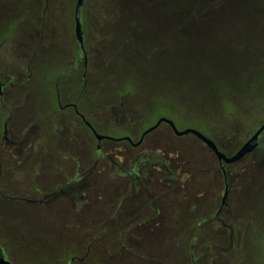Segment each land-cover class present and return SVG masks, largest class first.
Segmentation results:
<instances>
[{
	"label": "rangeland",
	"instance_id": "rangeland-1",
	"mask_svg": "<svg viewBox=\"0 0 264 264\" xmlns=\"http://www.w3.org/2000/svg\"><path fill=\"white\" fill-rule=\"evenodd\" d=\"M48 1L43 19L41 0H0V132L10 113V131L27 115L42 128L48 116L58 124L53 86L65 80L71 65L76 0ZM85 11L89 83L79 109L99 131L138 139L167 118L178 130L195 129L232 155L264 123V0H86ZM31 51L37 52L32 58ZM71 85H60L62 105ZM149 144L155 160L172 172L153 168L142 175L160 181L143 187L154 196L145 203L153 199L162 210V227L130 234L106 227L104 200L97 214L82 217L96 221L95 231L31 230V207L13 200L15 188L30 194L34 172L19 163L29 148L16 155L17 148L2 146L0 244L9 257L16 264H69L72 257L85 260L71 264H124L121 246L129 236V264H264V141L260 156L227 168L232 188L220 214L226 226L214 219L223 193L214 154L194 136L177 137L166 125L148 134L144 145ZM32 149L35 161L45 160L44 151L49 163L69 161L62 148L59 158L57 148ZM98 167L105 179L114 176L109 161ZM169 176L176 179L174 187L165 186Z\"/></svg>",
	"mask_w": 264,
	"mask_h": 264
},
{
	"label": "flooded vegetation",
	"instance_id": "flooded-vegetation-1",
	"mask_svg": "<svg viewBox=\"0 0 264 264\" xmlns=\"http://www.w3.org/2000/svg\"><path fill=\"white\" fill-rule=\"evenodd\" d=\"M41 2L44 5V19L49 1L41 0ZM85 2L86 0H83V6L78 12V17L82 24L83 47L77 42L74 32L75 44L71 52V65L67 68L68 71L65 80H57L53 86L55 92V105L58 111V124L54 125V120L48 116L43 119L42 128L37 119L35 120L33 117L27 115L21 120V124H19L20 121H18L10 131L8 129V124L12 121L11 113L7 114L2 122L0 148L2 146L17 148L18 151L16 155L22 154V148H29L26 151V158L23 162L13 161L19 162L24 169H29L31 171L30 173L33 174L34 172L33 181L30 183L32 185H28V188L30 187V192L28 193L30 194H23L24 192H22V189L15 188L17 191H13V200H16L14 202L16 204H26L31 207L32 210L28 213L31 223L28 226L32 227L31 230L48 227L49 231L59 232L80 230L95 231L97 227L96 221L85 222L82 217L87 219L93 216V213L97 214V203L99 200H104L109 204L108 214L105 217L107 218L105 225L107 228H111L110 232L130 234L148 229L156 232L162 227L160 223V219L163 216L162 210L160 206H156L153 199L145 203V201L154 196L148 192V188L143 186L159 185L160 181H158L157 178H146L142 175L144 174V170L152 171L153 168H157L159 172H168V175H172V172H169L171 167L163 165L162 161L155 160L153 152H151L152 148H155L153 144L144 145L145 138L148 135L145 136L141 144L134 145L141 139L143 133L140 134L138 139H135L130 133L128 137H113L112 134L99 131L98 125L96 121L92 119L91 115L89 116L79 109V99L82 95V91L86 90L89 83L87 76L89 57L86 40L87 21ZM137 6V18L141 20V9L143 7L140 3H138ZM73 21L75 28V6ZM43 33L44 27H42V31H40V34ZM133 36L134 33H132V37ZM43 38L44 37L41 38V45L43 44ZM28 39H33L31 34L28 36ZM42 46L41 53L43 54L45 46ZM36 53L35 51H31L30 57H34ZM85 62H87L86 66ZM28 71L31 72L30 65H28ZM29 79L30 74L27 78H24V82H28ZM64 82L71 83L72 85L70 86L71 90L66 99V103L62 105L60 85ZM90 83L93 84L92 79ZM9 84L10 86L13 85L11 81ZM3 85L4 84L0 81V101L3 100L1 97ZM77 95L80 96L77 98ZM68 108L72 109L73 112L62 113L64 109ZM104 122L105 120L103 119L100 125H104ZM168 128L170 129L169 126ZM95 133L103 136V138L98 140ZM253 134L237 147L238 150ZM124 138H130L133 144ZM263 141L264 131H262L257 140L253 142L252 145L254 149L237 163L225 164L217 160L219 171L223 178V193L219 208L214 214L215 220L221 221L220 214L224 210H227L228 207L227 200H225L224 204L222 202L224 193L227 191L228 199L232 188L227 168L242 163L249 156H260V154H262L260 148L263 147ZM217 147L227 157L233 156L238 151L237 150L232 155H227L218 145ZM32 148H57L54 150V155H57L59 158L63 151L62 153H67L69 161L61 163V161L58 160L49 163L46 160V158H48L47 155H49L48 151L43 152L46 157L45 160L35 161V150ZM59 148H62V151ZM87 148H94V154L91 155ZM140 148H150L151 150L146 154V152L140 150ZM103 161H109L111 170H114V176L111 179H105L104 176L106 172L103 173L99 170L98 165H102ZM61 164L64 166L62 167ZM1 170L2 165L0 162V178ZM65 174L68 175L65 177ZM171 177L172 176H169V178H167L168 182L165 184L166 187L170 188L176 185V179L172 180ZM154 179L157 180L159 184L153 183L152 180ZM139 205L142 206L143 209L138 212ZM148 211L152 212L148 214L149 217L146 219L147 221H144V223H137V219ZM152 214L154 216H152ZM69 218H74V221H69ZM212 219L213 217L210 216L208 222ZM68 222L72 223L69 224ZM222 224L226 226L224 222H222ZM229 228L231 234H233V227L230 226ZM124 241L125 244L121 246V256L122 260L125 262L122 261V263L129 264L130 255H133V251L126 244L129 243V236H126V240ZM9 254L11 253L8 247L0 244V258H3L11 264H16L13 261V257H9ZM75 260L82 262L85 258L72 257L69 264L73 263ZM126 260L128 261L126 262Z\"/></svg>",
	"mask_w": 264,
	"mask_h": 264
},
{
	"label": "water",
	"instance_id": "water-1",
	"mask_svg": "<svg viewBox=\"0 0 264 264\" xmlns=\"http://www.w3.org/2000/svg\"><path fill=\"white\" fill-rule=\"evenodd\" d=\"M83 6V0H76V5H75V36L77 42L83 47V31H82V24L80 22V19L78 17V12ZM87 59V57L85 56ZM87 62H85L86 66ZM161 124H166L170 127L171 131L173 134L177 137H184V136H189L192 135L196 139H198L201 143H203L217 158V160L221 163L224 162L225 164H233L241 161L246 155H248L254 148L252 145L255 140H257L258 136L261 134L262 131H264V124L261 125L255 133L251 136V138L231 157H227L224 153H222L215 142L199 131L195 129H184V130H178L176 125L174 124L173 121L167 119V118H160L152 127L147 129L146 131L143 132L141 139L135 143L134 145H139L142 143L143 139L145 138L146 135L149 133L155 131ZM6 132V130H5ZM96 137L98 140L102 139L103 136L95 133ZM125 140L131 142L130 138H124ZM225 200H227V191L224 193V196L222 198L223 204L225 203ZM0 264H11L10 262L4 260L3 258H0Z\"/></svg>",
	"mask_w": 264,
	"mask_h": 264
},
{
	"label": "trees",
	"instance_id": "trees-1",
	"mask_svg": "<svg viewBox=\"0 0 264 264\" xmlns=\"http://www.w3.org/2000/svg\"><path fill=\"white\" fill-rule=\"evenodd\" d=\"M215 76H216V75H215ZM215 90H216V89H215ZM260 126H261V125H260ZM95 235H96V234H95ZM95 235H94V239L96 238V236H95ZM94 239H93V240H94Z\"/></svg>",
	"mask_w": 264,
	"mask_h": 264
}]
</instances>
